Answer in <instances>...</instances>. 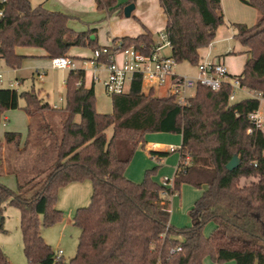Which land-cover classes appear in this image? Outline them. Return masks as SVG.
Here are the masks:
<instances>
[{"label": "trees", "instance_id": "1", "mask_svg": "<svg viewBox=\"0 0 264 264\" xmlns=\"http://www.w3.org/2000/svg\"><path fill=\"white\" fill-rule=\"evenodd\" d=\"M95 1L97 9L108 14L121 9L117 0ZM240 1L257 9L260 18L252 27L234 24L235 39L248 49L243 71L234 77L246 89L264 94V0ZM159 3L167 16L164 33L171 57L177 64L196 65L199 51L211 45L224 23L221 0ZM71 19L43 5L33 6L30 0H0V60L17 70L25 58L16 53L17 47L42 48L50 58L69 57L72 47L92 51L102 47L96 29L76 32L69 27ZM114 42L124 48L145 46L146 51L155 47L148 30ZM85 77L80 70L67 75L66 106L60 110L65 119L61 135L54 138L56 158L46 154L48 142L30 143L36 116L55 109L34 89L19 93L0 88V118L19 109L22 98L23 110L32 119L23 142L20 133H5L7 147L15 148L13 160L8 152L3 156L0 144V234L7 233L4 210L9 205L20 211L29 264H204L206 258L213 264H264V131L255 130L248 119L259 102L247 98L231 103L232 88L224 84L218 91L198 87L188 105L178 106L171 96L153 95V89L145 94L142 79L136 77L127 94L112 97L113 112L100 114L95 89L86 88ZM111 127L109 138L106 131ZM159 133L182 137L172 188L153 179L158 167L148 170L141 183L126 177L136 150L146 146V136ZM26 151V159L31 152L35 158L31 168L25 167L27 176L22 181L10 163ZM151 155L159 160L169 152ZM234 156L240 165L229 171L227 164ZM5 169L16 178V191L1 181ZM86 180L91 181L93 194L89 206L79 208L74 218L81 231L77 253L69 261L57 260L42 236V227L62 220L57 208L59 190ZM184 184L203 192L190 211L191 226L177 229L171 224L169 205ZM209 223L215 228L207 236L204 228ZM179 246L180 252L171 253ZM0 264H11L1 244Z\"/></svg>", "mask_w": 264, "mask_h": 264}, {"label": "rangeland", "instance_id": "2", "mask_svg": "<svg viewBox=\"0 0 264 264\" xmlns=\"http://www.w3.org/2000/svg\"><path fill=\"white\" fill-rule=\"evenodd\" d=\"M145 2L146 1L144 0H138V2H136L135 4L136 6H138V9H141L143 6H145ZM223 3V11L225 14L224 23L217 30L216 37L211 43V47L213 48H211L210 46H208L207 48H203L199 55V61L196 65H192L188 62L178 63L175 68V72L177 75H195L197 73V65L204 62L205 56L209 55L208 53L210 51V60H214L215 57L221 55H227L231 58L236 71L243 70L244 64L248 59V49L244 47L240 41L234 39L233 37H231V39H229L228 37L232 35V30H234V28L232 29L233 23L244 24L248 27H252L258 22L260 13L257 9L243 4L240 0H224ZM135 15L136 14H134V16L130 19L131 23L137 21ZM107 24L108 22L106 20L105 22L101 23L100 38L102 39V41L105 40L108 41L107 43H110L112 41L109 37L111 36V30L108 28ZM108 37L110 39H108ZM156 40L158 44L164 45L163 49L161 50V54L164 56H171L170 47L168 45H165L163 42L162 32L156 36ZM0 64V69L4 73V81L0 82V88H10L9 82H16V78H19L20 75L15 74L9 67H7L5 62H1ZM46 72L47 75L45 74L43 83L37 80L33 84L32 81L28 78L25 80L23 86L10 89H16L19 93L31 91L34 89L35 91L39 92L41 97L49 102L50 105H57L59 109H62L66 106L64 80L66 79L69 71L55 70L49 64ZM96 76L98 77V79L95 80L96 110L100 114H110L113 112V107L112 97L108 95L105 90L104 81L106 80V73L104 71H100ZM144 90H147V88H144ZM167 94L168 92L166 88L159 87L156 88V91H154L153 95L160 98L167 96ZM247 98L248 96L246 94L239 92L236 101L233 103L240 102ZM19 104L20 108L18 109V111L22 110V107L25 106V100L21 98ZM21 116V113H15L10 118L7 117V114L1 116L0 139H4V135L6 132L13 131L22 134V142L24 141V139H26L28 135V124L21 118ZM64 119L65 114L60 110L50 111L44 116H36L31 126L32 132L30 135V143L41 140H43L44 143L48 142L50 148L46 151V154L48 155V157L52 156V158H56L54 138L61 135L62 123ZM76 120L78 121L79 117H77ZM46 124H48L49 127H47ZM49 132L53 134V137L46 136ZM106 133L110 138L113 134V128H109ZM172 135L174 136V134ZM175 136L176 137H173L169 140L170 142H172V144H167L166 142L164 143V141L166 140L160 143L162 144V150L166 151L169 147L172 146L175 147L177 151L172 153L169 152V155L159 160L157 158L150 157V155L148 156V153L142 152V148L140 147L138 152L141 153L140 155L133 157L134 159L132 160L134 161H131L132 165L130 167L131 169L129 171V174L134 169L141 168L143 165H145L146 161L149 160L153 163L152 169L158 167V171L153 177L156 182L161 185H163L164 179H170L171 182H173L176 168L178 167V163L180 160V153L178 149L181 146V140H179L178 135ZM14 150L15 148L13 145L9 146L8 157L12 160L13 158H15ZM26 154L27 151L20 154L17 161L14 160V163H10V159H8L11 168L18 171L19 178L22 181L25 180L24 177L27 176V174H25V167L31 168L32 165H34L32 163V160L31 163H29V157L26 159ZM187 161H189V159H187ZM44 162L45 161H43V163ZM49 162H51L50 158L47 159L45 163L49 165ZM40 180L41 178L37 181ZM5 184L10 189L16 191L17 187L14 177L10 176L8 178H5ZM32 191L27 195H32ZM202 192L203 190L201 189H197L191 185L184 184L182 185L180 191L172 197L170 211L171 224L174 227H176L177 229H184L191 226L190 211L193 208L195 202L202 196ZM92 194L93 187L90 180H86L80 183H73L61 188L58 193L57 208L62 211V220L54 225L42 227V236L44 237L46 242L52 247L54 252L62 249L64 251L63 258L66 261L74 258L78 249L81 231L74 224L76 212L79 208L89 206ZM20 216L21 214L19 209L13 206L5 205L4 229L7 231V233L0 234V239L4 243V246L2 247L11 264H29L24 254L23 236L20 229ZM40 221L42 224L43 217H41ZM214 228V223L207 224L204 228L205 235L209 236L214 231ZM204 264H213V262L210 258H206L204 260Z\"/></svg>", "mask_w": 264, "mask_h": 264}, {"label": "built area", "instance_id": "3", "mask_svg": "<svg viewBox=\"0 0 264 264\" xmlns=\"http://www.w3.org/2000/svg\"><path fill=\"white\" fill-rule=\"evenodd\" d=\"M162 39L165 45L170 47L168 38L162 32ZM164 45L155 44V47L146 51L145 46H131L124 48L121 42H113L110 45L92 51L89 58L73 59L67 56L51 58V67L62 71H88L92 72L93 81L100 71L106 73L104 81L105 90L111 97L124 95L130 91L131 84L136 77L142 79V84L147 85L150 90L163 87L167 89V96H171L178 106L188 105L198 87H206L213 91H218L224 84H229L232 88L229 96L231 103L235 102L239 92H242L259 102L257 110L251 112L248 116L252 126L257 131H264V94L257 91H251L241 85L240 79L232 77L228 68L220 61L206 60L197 65L196 76H179L175 72L176 61L171 56H164L161 50ZM37 78L43 80L45 73L36 72ZM4 81V73L0 69V82ZM10 88L19 85L18 82H9ZM77 85H82L79 82ZM58 109V106H55ZM249 132H252L250 130ZM160 145L155 144L154 149H159ZM179 150V149H178ZM167 152H175V147H169ZM163 186L173 187L170 179H164ZM179 246L172 249L171 253L180 252ZM62 249L55 252L56 259L63 257Z\"/></svg>", "mask_w": 264, "mask_h": 264}, {"label": "crops", "instance_id": "4", "mask_svg": "<svg viewBox=\"0 0 264 264\" xmlns=\"http://www.w3.org/2000/svg\"><path fill=\"white\" fill-rule=\"evenodd\" d=\"M30 1L33 4V6L43 5L49 11L60 12V13L70 16L72 19L69 21V27L75 30L76 32H86L91 29H96L97 32L95 35L97 36L100 46L110 45L116 39H122L125 37H131V38L138 37L139 35L145 33L146 30H148L152 34L155 44H158L156 40V36L159 35V33L164 32L166 28V24H167V16L164 13V10L160 5L159 0H144L146 1L145 6H143L141 9H138V6H136L135 4L136 2H138V0H135V2H132L135 4V9L132 12L131 17L129 18L125 17L124 9L127 5L131 4L130 0H117L118 6L121 7L120 10L122 12L118 10L117 12L113 14H108V12L106 11H99L97 9L95 0H30ZM147 1H148V4H147ZM223 2L224 0H221L222 6L224 4ZM222 9H224V6L222 7ZM134 14H136L135 17L137 21L131 23L130 19L134 16ZM224 17H225V14H224ZM105 20L108 22L107 24L108 28L111 30V36L109 37L111 38L112 41L110 43H107L108 41H105V40L102 41V39L100 38V25L102 22H105ZM233 28L234 30H232V35L228 37L229 39H231V37L235 39L234 36L237 34L236 29L234 27V23L232 24V29ZM109 37L108 39H110ZM201 50L199 51V55L201 53ZM15 51L18 55L25 57L20 69L14 70L10 68L15 74L20 75L19 77L20 79L16 78L17 80L16 82L19 83L17 87L23 86L25 80L28 78L34 84L37 80H39L36 75L37 71H42L47 75L46 71H47L48 65L50 64L51 66V58L49 57L48 53L44 49L36 48V47H17ZM91 53H92V50L87 49V48L72 47L68 53V56L74 59L89 58L91 56ZM210 53L211 51L208 53L209 55L205 56L204 61L210 60L209 59ZM212 61H220L223 64H225L226 67L228 68L230 76L232 77L240 75L243 71V70L236 71L231 58L228 57L227 55H224V56L221 55V56L215 57L214 60ZM1 62L4 63L3 60H0V63ZM196 75L197 73L193 76H196ZM92 76L93 75L91 71H88V73H86V77H85L86 88L94 87L95 89V82L93 81ZM39 81L43 83L44 79L39 80ZM10 82H13V81H10ZM64 87H65V92H66V79L64 80ZM144 88H147V90H144ZM142 90L145 94H147L150 91V88L147 85L142 84ZM153 90L156 91V89H153ZM43 100L46 101L45 99ZM51 106L55 110H61L59 109V107L58 109L55 108V106L57 105H51ZM15 113H21L22 115L21 118L28 124V131H29V127L32 123V119L23 110V107H22V110L20 111H18V109L17 111L10 110V111L5 112L3 115L7 114V117L10 118ZM13 133H19V132L13 131ZM173 137H176V136L175 135L173 136L172 134H165V133L149 134L146 136V142H147L146 146L144 148H142L141 146L140 147L142 148V152L148 153V156L150 155V157H152L151 152H160V153L167 152L165 150H162V144L160 142H163L164 140H166L164 141V143L166 142L167 144H172V142H170L169 140L172 139ZM178 137L182 143V137L180 135H178ZM0 144L2 145V154L4 157H6L7 152H9V147H7L5 143V135H4V139H0ZM155 144L160 145V148L154 149ZM140 147L135 152L134 157L137 155H140L141 152H138ZM32 153L33 152H31L29 156V159H30L29 163H31V160L32 159L34 160L35 158L32 155ZM133 161L134 160H132V162ZM132 162L130 163L126 171V177L133 182L141 183L144 179L146 172L152 169L153 163L148 160L146 161L145 165H143L141 168H138V169L136 168L133 171H131L129 174ZM177 168H176V171H177ZM6 171L7 169H5V174L1 177V181L4 184H5V178H8L10 176L14 177L13 175L8 174ZM16 187H18L17 181H16ZM171 200H170V205H171ZM170 205H169V211H170ZM0 244L1 246H4L3 245L4 243L1 241V239H0ZM226 264H233V261L228 262ZM234 264L236 263L234 262Z\"/></svg>", "mask_w": 264, "mask_h": 264}, {"label": "water", "instance_id": "5", "mask_svg": "<svg viewBox=\"0 0 264 264\" xmlns=\"http://www.w3.org/2000/svg\"><path fill=\"white\" fill-rule=\"evenodd\" d=\"M135 9V4L131 3L129 5H127L124 9V15L125 17L129 18L131 17L132 12ZM240 165V159L238 156H234L233 159L227 164V169L229 171H232L234 169H236L238 166ZM2 221V217H0V223Z\"/></svg>", "mask_w": 264, "mask_h": 264}]
</instances>
